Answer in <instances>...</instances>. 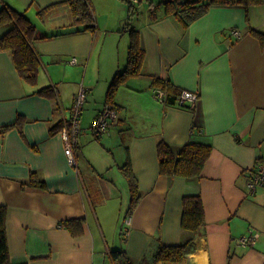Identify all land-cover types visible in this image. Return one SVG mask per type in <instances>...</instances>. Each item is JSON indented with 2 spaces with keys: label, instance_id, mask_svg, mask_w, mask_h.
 <instances>
[{
  "label": "crops",
  "instance_id": "1",
  "mask_svg": "<svg viewBox=\"0 0 264 264\" xmlns=\"http://www.w3.org/2000/svg\"><path fill=\"white\" fill-rule=\"evenodd\" d=\"M62 1L0 0V10L8 5L35 25L40 59L32 85L10 51H0V205L10 261L113 264L110 250L123 249L133 264H151L161 244L192 237L181 227L182 198L199 193L205 223L188 264H264V186L253 193L247 186L249 171L264 162V43L251 32L264 33V4H213L183 27L152 0L140 16V0H91L97 29L90 32L76 31ZM128 21L145 51L142 73L118 87L117 116L97 139L90 125L126 64ZM8 29L0 26V36ZM152 75L197 92V101L180 107L159 99ZM45 86L51 92L39 93ZM81 86L88 102L72 165L59 128ZM160 138L175 148L209 143L201 176L160 174ZM127 152L141 196L126 216L130 192L120 166ZM32 174L45 185L30 184ZM74 217L83 218L78 235L61 224ZM251 230L258 238L242 244Z\"/></svg>",
  "mask_w": 264,
  "mask_h": 264
},
{
  "label": "trees",
  "instance_id": "2",
  "mask_svg": "<svg viewBox=\"0 0 264 264\" xmlns=\"http://www.w3.org/2000/svg\"><path fill=\"white\" fill-rule=\"evenodd\" d=\"M130 5H134L126 0ZM152 2L150 1V4ZM69 8L72 25L78 28L76 31L95 32L97 29L96 16L91 0H63ZM213 4H242L244 6L264 4V0H163L155 7L161 6L165 13L172 14L181 22L183 27L208 11ZM53 8L52 6L39 9V14ZM9 26V29L0 36V51L8 50L12 54L14 66L19 75L28 83L35 85L38 80L40 59L34 50L32 40L38 38L35 25L20 12L8 5L0 10V26ZM124 30L128 32L129 45L127 50V61L123 69L118 70L112 77L106 94L105 104L114 103L118 87L131 76L142 73L145 51L141 45L140 33L130 25L128 21ZM251 32L264 43V33L252 29ZM60 34V33H58ZM151 84L160 88L166 94L165 102L177 104V98L181 89L170 80L152 75ZM39 93H50L49 86L42 87ZM180 106V105H178ZM180 107H190L183 105ZM63 121L61 122L62 128ZM55 129V128H53ZM98 139V137H96ZM212 147L209 143L200 141H188L178 148L172 147L164 139L157 142V156L160 174L167 176H182L185 178H199L202 169L208 159ZM122 173L127 179L130 199L126 210V216L136 207L140 198L137 180L130 166L129 155L123 165L120 166ZM34 186L43 187L45 182L35 174L29 181ZM6 207L0 205V264H14L10 261L5 227ZM181 227L192 232L185 242L180 244H161L154 252L151 264H188L189 254L196 250L195 235L204 226V207L199 193L184 194L182 198ZM62 225L66 226L73 235L81 234L83 231V218L74 217L64 220ZM113 264H133L123 249H113L109 252Z\"/></svg>",
  "mask_w": 264,
  "mask_h": 264
},
{
  "label": "built area",
  "instance_id": "3",
  "mask_svg": "<svg viewBox=\"0 0 264 264\" xmlns=\"http://www.w3.org/2000/svg\"><path fill=\"white\" fill-rule=\"evenodd\" d=\"M131 3H136L139 0H129ZM234 34L239 36V31L233 30ZM75 61V59L73 60ZM156 96L165 100V92L160 88L154 89ZM198 99V93L190 90H181L177 98V105H189L193 106ZM86 100V90L83 86L74 96L72 105L70 107L69 116L64 118L60 133L65 144V154L68 157L70 164L76 165V159L73 149L77 144L78 137L81 133V113ZM117 116V108L112 103H106L103 108L93 118L90 129L95 137L101 136L108 129L111 121ZM247 186L250 193L256 191L257 188L264 186V162L258 163V165L249 171V178L247 180ZM128 221V219H126ZM259 233L256 231H250L248 234L240 237L242 244H252L258 238Z\"/></svg>",
  "mask_w": 264,
  "mask_h": 264
},
{
  "label": "rangeland",
  "instance_id": "4",
  "mask_svg": "<svg viewBox=\"0 0 264 264\" xmlns=\"http://www.w3.org/2000/svg\"><path fill=\"white\" fill-rule=\"evenodd\" d=\"M153 2H155V5H157L159 2H161V1H163V0H152ZM180 1H184V0H180ZM92 2V1H91ZM149 3H148V0H140V2L139 3H137L136 4V7H137V10H138V14H137V16H140L141 14H142V11L145 9V7L148 5ZM134 5H135V3H134ZM48 25V24H47ZM104 52H105V50L104 51H102V54H101V60H103V58H104V56H105V54H104ZM96 64H97V59H95L94 61H93V66L95 67L96 66ZM93 70H95V69H93ZM80 82V81H79ZM96 94L95 95H97L98 96V91L97 92H95ZM100 95V94H99ZM88 101H85V103H84V107L86 106V103H87ZM86 116V115H85ZM128 204H129V202L128 203H126V205H125V209L124 210H126V208L128 207Z\"/></svg>",
  "mask_w": 264,
  "mask_h": 264
}]
</instances>
